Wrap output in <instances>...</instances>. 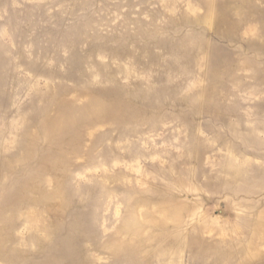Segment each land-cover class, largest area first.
Masks as SVG:
<instances>
[{
  "label": "rangeland",
  "instance_id": "374dc122",
  "mask_svg": "<svg viewBox=\"0 0 264 264\" xmlns=\"http://www.w3.org/2000/svg\"><path fill=\"white\" fill-rule=\"evenodd\" d=\"M0 264H264V0H0Z\"/></svg>",
  "mask_w": 264,
  "mask_h": 264
}]
</instances>
